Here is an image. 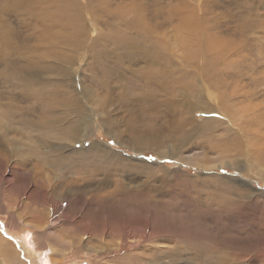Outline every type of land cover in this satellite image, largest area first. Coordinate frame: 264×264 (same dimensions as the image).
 <instances>
[{
    "label": "rangeland",
    "instance_id": "obj_1",
    "mask_svg": "<svg viewBox=\"0 0 264 264\" xmlns=\"http://www.w3.org/2000/svg\"><path fill=\"white\" fill-rule=\"evenodd\" d=\"M24 3L0 0V22L17 57L63 54L46 75L81 123L69 160L48 165L27 144L67 120L16 126L0 264H264V0ZM174 111L195 122L170 133Z\"/></svg>",
    "mask_w": 264,
    "mask_h": 264
},
{
    "label": "bare ground",
    "instance_id": "obj_2",
    "mask_svg": "<svg viewBox=\"0 0 264 264\" xmlns=\"http://www.w3.org/2000/svg\"><path fill=\"white\" fill-rule=\"evenodd\" d=\"M23 1L26 2V4L24 3L23 5H27L28 0H23ZM21 2H22V0H21ZM26 13L28 14L31 21H32V19L36 20L37 23L42 21L41 18L35 14V9L30 13H29V9H28V11ZM55 17H57L58 21H59L60 17L58 15H56ZM0 26H2L0 28V60H1V58H6L3 61H0V64H1L0 65V76L2 77L0 79V84L2 82V84L6 88L5 91L0 90V96L4 101L0 104V158L2 157L4 159V161H7L11 157L10 154H8V153H15L16 151L22 149L21 147H17V145L20 143V141H17L19 139H17L15 137V135L18 134V132L16 131V126H19V125L20 126H27L28 128L30 127L32 129H34L36 132L38 130H42V128H44L45 126L46 127L59 126L63 122V120L65 119V121L67 120V122H65V123L68 124L69 126L64 131H61V133H59L58 136L53 137V140L51 142H49V143H44V141L38 142L36 144V146H34L33 143L27 144L28 150L30 152H32L33 158L38 163H40V164L42 163L44 165H48L51 163H56V164L64 163V162L68 161L70 157L63 155V147L67 144L75 142L77 133L75 134L74 130L77 129V126L81 122L80 121H79V123L76 122L77 123L76 124L74 121L73 122L71 121V115H73V114L75 115L76 111L73 109L72 105H71V109L67 105L64 106L65 105V99H63L64 101H62V102H64V105L61 106V104H60L61 100L59 101V93H58L59 91L57 90V86L55 85V83L51 84L50 80H48V77H47L49 72L55 71V68L53 66L54 65L53 63H52L53 65L47 63L46 58L53 55L52 57L54 58V61H55L57 59L62 58L63 54L60 53V55H59L58 52H55V49L50 50L48 48L41 52L38 45H37L36 48H30L32 53L29 52L28 53L29 55L26 56V54H27L26 53L22 57H17L19 54V47L16 44L11 42V36H10L9 29H7L5 27V25H3L1 22H0ZM125 39L126 38L122 39V41H124V43H126ZM59 42H61V41H54L52 43L56 45ZM69 42H71V41H68L67 43H69ZM126 45H129V42H127ZM27 48H29V47L27 46ZM125 51L127 52V55L129 53L131 54V52H129L128 50H125ZM122 56H125V55L122 54ZM74 57H76V56H74ZM125 57H127V56H125ZM8 58L10 60H8ZM69 58H71V57H69ZM69 58H65V59L68 60ZM66 64H68V63H66ZM63 72H64V70H63ZM68 72L69 71H67L66 73H68ZM58 74H60V73H58ZM67 76H69V75L66 74V77ZM62 77H63V75H62ZM62 77H59V78H62ZM64 81H65V79H64ZM70 92H71V90H70ZM32 95H35V98L37 100H35L34 102L31 103L30 102V96H32ZM63 95H65V94H63ZM71 98H72V96H71ZM71 98H69V99H71ZM74 101H75V99H74ZM66 102H68V101H66ZM149 103H150V101H149ZM69 105H70V103H69ZM60 107H61V109H63L62 107H65L63 109L65 112L64 114L59 113ZM68 109H70V110L68 111ZM82 110H83V108H82ZM99 110H100V108H99ZM172 113H171V115H172ZM179 114H180V112H178V111L175 112V118L176 119H175V121L171 122V124H170V127H169L170 133L176 134L173 131H176L177 133L182 132L183 128L186 124H192L193 122H195L194 118H192V117L189 118V120H184L182 117L179 118ZM61 116L64 117V119H62ZM103 118H104V116H103ZM15 123H18V124L16 125ZM43 132H45V130ZM41 138H39V139H41ZM33 139H35V138H33ZM49 140H51V139H49ZM63 144H64V146H63ZM39 146H42L46 150V152L49 153V155H47V156L41 155L37 149V147H39ZM76 176L72 177V178H74L72 180L73 181L72 183H75V182L77 183L78 181L85 180L86 177H90V176L85 175L86 176L85 178H81V177L76 178ZM124 218H126V217L124 216ZM123 227H124V225H123ZM152 234L153 233H149V231H147V230H143L141 237L142 238H144V237L149 238Z\"/></svg>",
    "mask_w": 264,
    "mask_h": 264
}]
</instances>
